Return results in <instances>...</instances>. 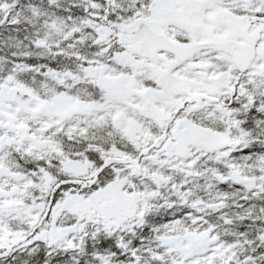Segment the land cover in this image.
I'll return each mask as SVG.
<instances>
[{
  "label": "snow or ice",
  "instance_id": "6c2138e0",
  "mask_svg": "<svg viewBox=\"0 0 264 264\" xmlns=\"http://www.w3.org/2000/svg\"><path fill=\"white\" fill-rule=\"evenodd\" d=\"M0 264H264V0H0Z\"/></svg>",
  "mask_w": 264,
  "mask_h": 264
}]
</instances>
